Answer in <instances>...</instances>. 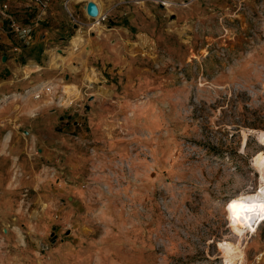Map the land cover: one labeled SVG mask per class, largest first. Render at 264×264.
<instances>
[{"label": "rangeland", "instance_id": "rangeland-1", "mask_svg": "<svg viewBox=\"0 0 264 264\" xmlns=\"http://www.w3.org/2000/svg\"><path fill=\"white\" fill-rule=\"evenodd\" d=\"M168 1L46 46L50 95L0 84V264H264L227 208L264 186V0Z\"/></svg>", "mask_w": 264, "mask_h": 264}, {"label": "crops", "instance_id": "crops-1", "mask_svg": "<svg viewBox=\"0 0 264 264\" xmlns=\"http://www.w3.org/2000/svg\"><path fill=\"white\" fill-rule=\"evenodd\" d=\"M61 1L51 0L48 13L38 21H36L37 6L29 0H10L8 8L1 10L3 16L0 17V75L3 76L4 73H8L10 79L0 77V84L20 83L24 84L23 86H26L27 90H30L31 86L37 83H49V80L36 81L34 78L35 75H38L39 78L42 73L40 72L42 69L40 62L43 54H45V47L57 39H64L68 33L75 30V26L71 24L69 19L62 16L57 10ZM122 1L102 0L103 9L108 11L109 16L112 15L114 19L116 18L115 20H118V10L115 12L113 9L117 8ZM73 7L75 10H79V7ZM12 20L18 24L31 27L32 40L30 42H25L19 35L9 31V23ZM13 37L20 40L13 41ZM3 56H5L4 61L2 60ZM26 68L31 71L26 73L28 70Z\"/></svg>", "mask_w": 264, "mask_h": 264}, {"label": "built area", "instance_id": "built-area-1", "mask_svg": "<svg viewBox=\"0 0 264 264\" xmlns=\"http://www.w3.org/2000/svg\"><path fill=\"white\" fill-rule=\"evenodd\" d=\"M34 5L37 6L38 12L36 14V21L45 16L48 13L49 5L51 0H29ZM90 0H62V6L66 10L69 16V21L71 24L75 26L76 29H80L81 27H86L88 30L94 28H101L105 26V23L108 22L109 13L107 10H99L98 4L99 0H92L91 2L95 3L98 13L95 16H91L87 13L86 5ZM161 6H166L170 4L168 0H155ZM10 4V0H6L1 6L3 10H6ZM80 4V10L82 13V18L73 10V5ZM101 7V6H100ZM9 31L16 35H19L20 38L24 39L25 42H30L32 40V29L28 25L18 24L16 21H10L9 23ZM17 50V48H14ZM54 88L51 83L40 82L33 86H31L30 90H26L25 93L29 94L32 99L38 100L41 99L44 95H50L53 93Z\"/></svg>", "mask_w": 264, "mask_h": 264}, {"label": "bare ground", "instance_id": "bare-ground-1", "mask_svg": "<svg viewBox=\"0 0 264 264\" xmlns=\"http://www.w3.org/2000/svg\"><path fill=\"white\" fill-rule=\"evenodd\" d=\"M90 1H92V0H90ZM96 1V0H95ZM98 7H99V10H101V7H100V5L98 4ZM77 38L78 37H76V36H74V38H72L71 39V41H70V43H71V45H72V47L73 48H75L76 46H77ZM50 63H53V64H56V65H60L58 62H57V60H50ZM65 87H72L73 88V86L72 85H66ZM71 88V89H72ZM253 161L256 163L255 165L259 168V171H260V174H261V179H262V182L264 181L263 179H264V174H263V170H264V151H258V152H256L255 154H254V158H253ZM262 163V164H261ZM262 188H264V186L262 187ZM259 190H261V189H259ZM258 190V191H259ZM260 192V194H262V196L264 197V193H262L261 191H259ZM259 192H257V193H259ZM256 193V194H257ZM247 195V196H244V197H255V198H257L258 196L257 195ZM241 196L239 195L238 197H232L231 199H230V201L228 202V205L230 204V202L232 201V200H238L239 198H240ZM259 198V197H258ZM247 201V203H249V202H253V201H248V200H246ZM245 202V201H244ZM254 202H256V203H259V202H264V200H255ZM246 203V202H245ZM227 208H228V206H227ZM229 211V210H228ZM230 217H231V220H232V223L236 226V228L237 229H239L240 227H246V226H250V227H253L254 225H253V221L255 220V219H259L260 220V222H261V220L263 221V218H261V216L259 215V214H257V213H252V214H241V216H240V218L238 219V220H234L233 218H232V214H231V212H230ZM256 221V220H255ZM224 245V244H223ZM223 245H221V246H223ZM224 247H226V246H224ZM227 248V247H226ZM232 248V247H231ZM226 250V249H225ZM232 250V249H231Z\"/></svg>", "mask_w": 264, "mask_h": 264}, {"label": "clouds", "instance_id": "clouds-1", "mask_svg": "<svg viewBox=\"0 0 264 264\" xmlns=\"http://www.w3.org/2000/svg\"><path fill=\"white\" fill-rule=\"evenodd\" d=\"M262 193H264V188H261L260 190ZM245 200H248V201H253V202H249L247 203V205H251L252 208L250 211H246L245 208L242 206L239 211L241 212V214H252V213H257L261 216V218H264V202H259V203H256L254 202L256 200L255 197H244V196H241L238 200H232L230 202V204L233 202V201H236V202H244ZM228 209H229V205H228Z\"/></svg>", "mask_w": 264, "mask_h": 264}, {"label": "snow or ice", "instance_id": "snow-or-ice-1", "mask_svg": "<svg viewBox=\"0 0 264 264\" xmlns=\"http://www.w3.org/2000/svg\"><path fill=\"white\" fill-rule=\"evenodd\" d=\"M244 207L246 211H250L252 206L251 205H247V203L245 202H236L233 201L231 204H229V210L232 214V218L234 220H238L241 216V212L239 211V209L241 207Z\"/></svg>", "mask_w": 264, "mask_h": 264}, {"label": "water", "instance_id": "water-1", "mask_svg": "<svg viewBox=\"0 0 264 264\" xmlns=\"http://www.w3.org/2000/svg\"><path fill=\"white\" fill-rule=\"evenodd\" d=\"M87 13L91 16H95L98 13V9L95 5V3L89 1L88 4L86 5ZM2 60H5V56L2 57Z\"/></svg>", "mask_w": 264, "mask_h": 264}]
</instances>
